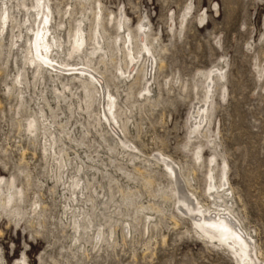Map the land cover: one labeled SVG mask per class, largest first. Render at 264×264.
Listing matches in <instances>:
<instances>
[{"label":"rangeland","instance_id":"374dc122","mask_svg":"<svg viewBox=\"0 0 264 264\" xmlns=\"http://www.w3.org/2000/svg\"><path fill=\"white\" fill-rule=\"evenodd\" d=\"M23 2L26 3V7H32L33 0H23ZM49 2L55 11L54 23L56 21L58 26H63L59 31L63 39L68 40L67 42L71 40V35L76 34L82 20H85L88 26L86 35L90 39L93 30L91 26L95 23L92 11L102 10L104 19L102 29L105 30L103 34L106 38V46H110L111 52L115 55L119 48L115 42L120 40L118 37L122 34L117 29L122 14L128 17L127 27L131 29L135 38L139 36L138 30L142 23L150 26V28L148 26L150 41L155 48L158 66L155 64L154 72L152 71L153 80L149 83L152 94L149 102L144 101L140 95L146 79L134 86L131 84L125 86L122 85L123 78L119 81L115 78L118 74L117 64L108 63V66L111 64L109 67H99V71L104 73L102 83L107 81L105 86H109L111 91L117 94L116 89L120 85L119 95L122 98L119 99V104L126 114L119 120L122 126L128 123L124 136L139 149L141 156L139 157L142 159L129 163V160H124L118 154H109L105 149L107 146L105 139L109 144L113 143L111 137L114 136L110 128L105 125L103 134L107 135L102 140L96 134L93 128L94 119H90L87 111L82 113L83 120L79 117L75 119L71 114L68 115L72 119L71 122L69 121L71 126L68 124L72 135L78 128L83 131L79 125L80 122L90 131H94L95 135L93 131L92 134L95 138L92 134H90L92 136L87 135L84 144L79 147L68 139L66 143L69 147L66 148L71 152L69 153L72 158L76 159L75 152L78 151L88 163V166L83 163L84 177L93 182L92 186L95 187H90L89 192L90 195L94 194L96 200H99L97 202L104 203L108 198H112L111 191L108 189L109 187L113 189L114 203L111 206L113 204L114 206L105 217L108 220H105L108 222L109 219L115 218V221L113 220V225H116L114 239L117 244H102L103 246L100 245L102 248L97 247L100 248L98 250L95 248L97 243L93 244L90 238L88 240L85 237L82 242H76L71 226L73 217L66 210V206L71 202L63 198L64 188L58 187L56 182L55 176H60L61 170L58 169L56 160L46 158L44 150L47 142L43 140L40 132L35 128L31 129L34 135L38 136V142H34L27 135L29 126L26 119L31 116L30 114L33 115V111L28 108L36 109L38 112V106L32 101L33 103L30 102V106L26 109L22 107V100L16 97V91L10 90L15 70L11 66L4 69L0 73V176L7 179L14 175L18 176V184L21 186L23 196L27 193L25 195L27 209H30L29 206L37 199L42 205L39 211H42L36 220L24 219L19 226L11 222L10 216L0 215V264L3 263L1 260H4L5 264H19L25 258L27 264H236L235 256L226 246L202 238L196 232L193 220L186 215L184 217L172 201V203L163 202L149 196L148 190L160 194L162 189L170 193L173 185L176 186L164 168L155 169L144 162L148 159L156 161L155 157L161 154L169 157L168 160L172 162L175 160L174 164L177 163L175 165L184 179H189L192 184V188H185L186 192L188 191L190 195L194 191L199 201L205 206L211 202L206 193L211 158L216 156L218 162L215 166L216 173L214 172L217 179L222 174L223 161L228 163V176L233 192L230 206L234 204L233 210L242 228L253 237L257 250L262 252L263 257L260 255V258L263 260L264 0H90L88 2L49 0ZM1 6L0 0V9ZM189 8L191 13L183 22L182 17ZM24 33L26 34V31ZM136 40L134 41L135 49L139 45L138 39ZM122 59L121 66L127 69L126 59ZM162 61L163 68L160 64ZM218 66L224 68L223 73L226 79L216 78L214 106L210 109V125L208 130L206 129L208 133L206 132V136L199 135L195 138L196 140L191 139L190 116L195 107L205 105L203 101L207 86L203 74H208ZM47 85L51 83L48 82ZM48 89L51 90L52 87ZM49 97L53 107L57 108L52 95ZM96 107H93L91 111L98 112L99 108ZM49 115L51 116L50 111ZM60 118L58 122L65 121V116ZM31 121L34 123V118ZM104 124H106L105 121ZM55 128L58 129L59 135L64 133L61 132L60 126L58 128V125H55ZM76 133L79 135L78 130ZM210 140L218 143L213 142L215 144L213 146ZM79 144H81L80 141ZM58 146L61 148L63 144L56 145ZM76 146L78 148L75 149ZM200 146L203 150V159L201 163H198L195 153ZM56 149L58 151V148ZM88 155L95 159L97 166ZM115 156L119 161H116ZM109 157H112V160ZM76 160H79L78 157ZM78 162L81 164L80 160ZM103 163L110 166L114 178L119 179V185H122L125 190L130 187L134 192L142 191L144 198L139 199L138 202L155 203L163 210L161 217L157 215L159 228L148 232L145 223L138 225L137 221L134 224L138 227L132 230L131 236L128 229L122 228V224H126V219L128 223L132 220L135 210L126 206L118 186L114 184L109 186L106 176L107 168ZM91 165L97 168H92L93 170L88 168ZM136 165L143 168L147 166L150 172H155L153 176L157 183L148 190L143 187L142 178L134 169ZM99 167L105 171V176L96 172ZM127 172L134 176L136 181L127 179L124 176ZM25 174H31L33 184L29 188H27L29 175ZM69 174L77 175V172L73 169L69 171ZM92 178L95 180L93 181ZM95 191L98 195L94 193ZM101 194L109 195V197L103 201ZM66 195L70 197V193ZM44 205L47 208H44ZM25 206L22 207L26 208ZM84 207L86 208V205ZM127 215L131 216L127 218ZM172 215L176 217V220L172 219ZM105 220L99 218L97 221L104 223ZM95 228L96 231L91 232L92 236L98 233V228ZM108 229L105 227L107 233H109ZM123 234L127 237L126 241Z\"/></svg>","mask_w":264,"mask_h":264},{"label":"bare ground","instance_id":"6f19581e","mask_svg":"<svg viewBox=\"0 0 264 264\" xmlns=\"http://www.w3.org/2000/svg\"><path fill=\"white\" fill-rule=\"evenodd\" d=\"M84 1L88 2L90 0ZM24 2L23 0H1L0 73L7 67L11 66L15 70V73L13 76L11 75L12 87L10 90L16 91V97L22 100V104L21 102L20 104L24 109H26L27 106H30L29 103L32 101L38 106V112L36 109L28 108L33 111L34 116L30 114L31 116H28L29 118L27 117L28 119H26L28 122L27 126H29L27 135H29L34 142H38V136H35L36 134L34 135L31 129L35 128L40 132L39 134L42 135L41 137H43V140L47 142V144L45 143L46 148L44 150L47 155H45L46 158L50 160L53 158V160H56V163L59 166L58 169L61 170L60 176L56 175L55 177L58 187L64 188L62 191L64 192L63 198L67 202H71V204L66 206V210L69 211V214L73 217L71 226L75 233V241L82 242L85 240V237L88 238V240L90 238L93 240V244L97 243V246L95 247L96 249H98L97 247L102 244H117L116 239H114L116 230L114 227L116 225H113V220L115 221V218L113 217V220L109 219L108 222H106L108 219L105 218L109 210L114 206V204L111 206V204L114 203L112 194L113 189L111 187L108 189L111 191V194H108L112 195V198L110 197L106 200L109 195L102 196L101 194L103 198L102 200H106V202H97L98 199L96 200L94 198V194H92V196L89 192L91 189L90 187H95L92 186L93 182L84 177L85 169L83 163H85L86 166H88V163L78 151H74L76 159L78 157L81 161L80 164V162H78L79 160L77 161L75 158H72V155L70 154L71 152L67 149L69 147L66 143L68 139L72 141V144L74 143L75 145H78V147L82 146L85 142L84 139H86V136L92 134L93 130L90 131L85 124L78 120L80 122V124L79 122L78 124L81 125L83 131H80L81 128H78V125L76 127L78 128L77 130L79 131V135L76 133L77 130H74V135H72L71 128H68V124L72 119L68 115L71 114L72 117H75V119L76 117L82 118V113L87 111L90 119H94L95 125L93 128L96 134L99 135L102 140H104L103 137L107 135L103 134L105 132V125L110 128L111 134L114 136H110L114 146L109 144L105 139V143L107 145L105 149L108 150L109 154H118L119 157H122L124 160H129V163L133 160L141 161L142 158L140 159L141 156L139 149L127 141L124 136L125 129L126 131L128 129V123H124L122 126L119 120L121 116L126 114L119 104V99L122 98H120L119 95L121 92L120 85H118L116 89L118 90L116 91L118 92V95L112 92L109 86L104 85L107 81L104 82V84L102 83L104 73L99 71V67H107L108 63H113L112 65L117 64L116 68L118 70V74L115 75V78L118 81L120 78H123L124 83H122V85L124 84L125 86L127 84L134 86L135 84L140 83V81H144V79H146L144 89L141 91L140 95L144 101L149 102L152 94V88L149 87V83L153 80L152 71L155 67L154 65L156 64V66H158L157 58L154 53L155 48L153 47V42L150 41L148 31L149 25L147 23V25L144 23L141 25L139 24V36L138 38H135L131 29L127 27L128 17L125 14H122V18L119 21L117 28L119 32H122V34L118 37L120 40L115 42L117 48L119 47L116 56L111 52V47L106 46V38L103 34V31L105 30L102 29L104 20L102 18V10L99 12H95V10L92 11L95 17V23L93 26L90 25L93 29L90 39L86 35V28L88 26H86L85 20H82L76 34L73 36L71 35V40L67 42L68 40H64L61 32L59 31V29L63 26H58L56 21L54 23L55 11L50 5L49 0H33L31 8L26 7V3L24 4ZM190 13L191 8H189L187 13L183 15V22L187 20ZM24 31H26V34ZM136 39H138L139 44L137 49L134 47V41ZM89 40L91 42L90 45ZM15 51H17V53H15ZM122 58L126 59L127 69H124V67L121 66V62L123 61ZM160 64H162L161 67L163 68V61ZM151 66L152 69L150 70ZM223 71H225L224 68L218 66L214 67L208 74H203L206 78L205 85L207 86L205 89V100L203 101L205 105L202 107L200 106L199 108L195 107L190 116V119L192 120L191 139L198 138L199 135L206 136L205 134L208 130V126L210 125V109L214 106L213 96L216 87V78L218 77L219 80L226 79V75ZM48 82H50L51 85H47ZM39 86H42V88H39ZM48 87H52V89L50 90ZM50 95L54 98L57 108L53 107L51 98L49 97ZM151 101L153 100L151 99ZM95 106L99 108L98 112L91 111V109ZM49 111L51 112V116L49 115ZM63 116H65V121H60V117ZM32 118H34V123L31 121ZM58 119H60V122L57 121ZM104 121L106 124H104ZM127 121H129V118H127ZM55 125H58V128L60 126V129L62 128L61 132L64 133L60 132L61 134L59 135L57 133L58 129L55 128ZM81 132L83 133L81 134ZM79 141L81 144H79ZM211 142L213 144L214 140ZM61 143L63 144V147H56V145ZM215 144H213V146ZM78 147L76 146L75 149ZM56 148H58V151ZM202 151V147L200 146L198 151L195 153V158L198 163L202 162ZM24 155H26L25 151ZM89 158H91V156H89ZM168 158L164 154H161L155 157L156 161L148 159L144 162L149 167H155V169L164 168V170H166L169 175L168 177H171L170 179H173L174 183H176V186L174 187L173 185L170 193L165 192L162 189L160 190V194L148 190L149 187H152L157 183L153 176L155 172H150L147 166V169L139 165L135 166L134 169L141 176L142 185L146 190H148L149 196L159 199V201L163 200V202L172 201L174 206L177 207L183 216L186 215L189 219L191 218L193 220L196 232L201 235L202 238H206L207 240L210 239V241H215L217 244L226 246L235 256L234 258H236L237 261L236 264H264V259L262 260V258H260L262 256V252H259V249L257 250V244L255 243L253 237L242 228L241 222L233 210L234 204L230 206V202H232L233 199V192L231 191L232 188L230 186L228 176V163L223 161L221 166L222 174L217 179L214 172L215 166L218 162L216 156L211 158L209 162L210 171L206 186V193L211 202L208 206H205L199 201L194 191L191 192L190 195L188 194V191L186 192L185 188H192L190 180L184 179L183 175L176 167L177 163H175L176 165L174 164L175 160L172 162L168 160ZM110 160H112V157ZM116 161L119 160L116 158ZM92 162L95 164V159H92ZM69 163H71L70 168ZM95 166L97 165L95 164ZM105 166L107 168L106 176L108 177V181L110 183L109 186H113V184L114 186H118L122 196L124 197L123 201L127 204L126 206H130L135 210L134 216L132 218L130 217L132 220L129 218L130 221L128 223V220L126 219L127 222L125 221L126 224H122V228L124 230L125 228L128 229L129 235H132V230L138 227L134 224L135 222L137 223V221L138 225L145 223V227L147 229L146 231L148 232H150L151 229L159 228L160 225L157 215L160 216L163 210L155 203L148 202V204H145L144 202H138L139 199L141 200L144 198L142 191L134 192L129 186L128 190H125L122 185H119V179L114 178L113 173H111L110 166L108 164ZM88 168L92 169L93 166L91 165ZM96 168L97 167L93 169ZM73 169L76 170L77 175L69 174V171H73ZM96 172H100L102 176H105V171L100 169V167L96 170ZM25 175H29L27 177L28 179L26 178L28 180L27 188H29V186L31 187L33 184L31 174ZM124 176L127 179L132 180V182L136 181V178L128 172L124 173ZM94 180L95 178L93 181ZM100 187H102V185ZM92 191H94V189ZM68 193H70V197H67L66 194ZM94 193L97 194L98 192L95 191ZM25 195L23 196L21 186L18 184V176L14 175L10 179L0 176V215L5 214L6 216H10V219H12L11 222H15L16 226H19L24 219H29L30 221L36 220L37 216H39L42 211H39L42 205L37 199L31 204V206H29L30 209H27L28 206H25L27 203ZM82 204H84V206L86 205V208ZM22 206H25L26 208H23ZM109 206L111 207L109 208ZM44 208H47V206L44 205ZM113 211L115 213V210ZM113 211H111V213ZM116 211L118 212V210ZM69 214L67 212V215ZM121 215L122 213L120 216ZM128 216L131 215H127V218ZM99 218L107 220H105L104 223H100L97 221ZM172 219L176 220V217L172 215ZM176 225H178L177 221ZM95 227L98 228V233L93 234L92 236L91 232L96 231ZM105 227L109 228L107 230L109 233L105 231ZM123 237L126 241L127 237H125V235ZM100 248L102 247L100 246ZM25 259L20 261L19 264H27V260ZM2 261L3 263L1 264H5V261L1 260V262Z\"/></svg>","mask_w":264,"mask_h":264}]
</instances>
